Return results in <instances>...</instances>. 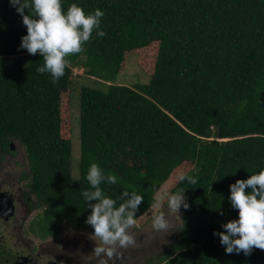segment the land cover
Listing matches in <instances>:
<instances>
[{"label": "trees", "instance_id": "obj_1", "mask_svg": "<svg viewBox=\"0 0 264 264\" xmlns=\"http://www.w3.org/2000/svg\"><path fill=\"white\" fill-rule=\"evenodd\" d=\"M72 3L99 8L106 35L94 30L53 83L37 71L42 57L19 48L27 29L0 0V154L17 151L11 141L25 152L27 185L44 207L39 235L57 234L64 222L94 231L82 195L93 162L118 177L101 185L117 206L125 190L143 197L136 220L161 199L174 168L190 162L182 176L197 183L180 177L169 189H185L182 224L139 264H264V251L229 255L213 235L238 218L230 185L264 169V0H62L65 11ZM153 43L152 72L125 83L128 56ZM75 67L84 70L77 176L63 103Z\"/></svg>", "mask_w": 264, "mask_h": 264}, {"label": "clouds", "instance_id": "obj_2", "mask_svg": "<svg viewBox=\"0 0 264 264\" xmlns=\"http://www.w3.org/2000/svg\"><path fill=\"white\" fill-rule=\"evenodd\" d=\"M9 3L22 17L27 29L19 48L27 50L29 55L42 57L43 64L37 71L50 74L53 83L64 76L69 65L68 57L84 51V45L94 30H99L97 35L100 37L106 35L101 30L104 13L99 8L86 13L82 6L72 3L65 11L62 0H9ZM86 179L90 188L84 189L82 195L91 209L85 223L94 229L92 235L96 243L93 253L98 258L97 264H116L122 257L121 250L136 245L130 230L136 223L143 197L136 191L125 190L119 197L122 202L117 206V201L106 195L101 185L105 182L116 184L118 177L105 174L95 162L91 164ZM184 179L190 184L197 183L193 176H181V180ZM228 199L232 208L238 211V218L228 220L222 225L223 231L213 233L219 236L226 254L235 252L248 256L254 249L264 251V169L232 183ZM181 207L189 208L185 189L169 196V212L154 217V229L163 236L169 234V217L176 221L183 219Z\"/></svg>", "mask_w": 264, "mask_h": 264}, {"label": "flooded vegetation", "instance_id": "obj_3", "mask_svg": "<svg viewBox=\"0 0 264 264\" xmlns=\"http://www.w3.org/2000/svg\"><path fill=\"white\" fill-rule=\"evenodd\" d=\"M12 150L17 151L14 154L8 151L0 154V197H4L0 201V264H97L94 248L87 256L74 248L80 239L88 244L94 242L95 238L85 239L82 235L79 239L78 233H70L64 236L66 240H60L58 236L61 230L46 238L39 235L37 222L44 207L31 186L27 185L30 177L25 172L27 165L23 148L16 143ZM2 155L5 157L2 158ZM7 158V164H4ZM7 167H16V171L11 172ZM9 208H13V213L7 217ZM135 256V251L131 249L122 254L116 264H122L124 260L133 264Z\"/></svg>", "mask_w": 264, "mask_h": 264}, {"label": "rangeland", "instance_id": "obj_4", "mask_svg": "<svg viewBox=\"0 0 264 264\" xmlns=\"http://www.w3.org/2000/svg\"><path fill=\"white\" fill-rule=\"evenodd\" d=\"M156 48H157V43H153L150 46L147 47V49H145L144 51H136V54H131L130 56H128V54H126L127 58V64L124 68H126V70L128 71H132L130 72V75L126 76L125 79V83H128V77L130 78L131 82H136L139 80H142L143 77L140 76V74H138V72L136 74H133L135 71H141L143 70V74L149 75L150 72H152L153 68H154V58H155V52H156ZM73 76H72V80H71V87L69 93L64 94L63 96V103L66 106L65 107V111L64 114L66 115V117H71V121H72V131L69 133L67 132L65 134V136H70L72 137V141H73V149H72V172L75 176L78 175L79 173V161H80V156H81V138H80V113H79V99H80V92L81 91V86H82V77L81 74L84 75V70L81 67H77L73 69ZM90 79L95 80L94 77H90ZM84 80V78H83ZM68 103V104H67ZM67 104V105H66ZM21 146V145H20ZM22 147V146H21ZM8 158L6 160H4V164H7ZM10 169V171L12 172L14 169H16V167H7ZM192 168V163L190 162H183L181 164H179L177 167L174 168V170L172 171V174L170 176V180L169 183L163 188V193L160 196V200L159 203L155 204L146 214H144L141 218H139L138 220H136L135 225L131 228L130 230V234L133 236L134 233H136V231L138 230H143V229H147V228H152L153 227V221H154V217L156 215H159L161 213L164 214H168L169 209H168V198L171 195L170 194V190L172 188V186H174L178 179L185 174L186 172H188L190 169ZM16 171V170H14ZM39 211V210H38ZM37 211V212H38ZM170 218V217H169ZM170 220V227H176L175 226V220L172 218L169 219ZM63 229V230H62ZM61 229V232L59 233L58 238L61 240V238H64V236L70 234V233H78L77 237L80 239L79 236H84L85 239H90L93 237L91 231H85V230H78L76 227H74L73 225H71L70 223L66 222V224L64 223L63 228ZM64 229H67L68 231L66 232ZM153 231H155L154 227L152 229ZM148 231V229H147ZM150 232V229H149ZM176 232V231H175ZM141 234H137V237L140 238ZM150 237H153V235L151 233H149ZM95 238V237H93ZM65 239V238H64ZM66 240V239H65ZM81 244H86L83 240L80 239L79 243L77 241V245H81ZM137 247L136 245L134 247H132V250H136ZM83 249H86L83 247Z\"/></svg>", "mask_w": 264, "mask_h": 264}, {"label": "water", "instance_id": "obj_5", "mask_svg": "<svg viewBox=\"0 0 264 264\" xmlns=\"http://www.w3.org/2000/svg\"><path fill=\"white\" fill-rule=\"evenodd\" d=\"M15 147V142L11 141L10 142V148L14 149ZM2 196V195H1ZM1 198L4 197H0V201ZM1 209V206H0ZM13 213V208H9L8 209V214L7 217ZM180 213L183 216V210L182 208L180 209ZM172 219V217H170ZM169 218V219H170ZM182 224V219L176 221L175 220V226ZM148 229V231H147ZM147 229H143V230H138L136 231V233H134L133 237L136 241V250L135 254L136 256L132 259L133 264H139L141 262H143L144 260H146L147 258L153 256L160 248H163L164 246H166L167 240L168 238L173 237L174 233H175V227H170V233L166 234L165 236H163L162 233L157 232L156 230L153 231V227L151 228H147ZM150 229V232H149ZM149 233H151L153 235V237L149 236ZM137 234H141V237L138 238ZM96 239V238H95ZM95 241L94 242H90L88 244H81L76 245L74 248H76L78 250V252H80L82 255H86L89 254L91 255L92 253V248H94L95 246ZM86 248V249H83ZM131 249H133L132 247H129L127 250H121L122 254L124 255L125 253H128ZM122 264H128V262L126 260H124V262H122Z\"/></svg>", "mask_w": 264, "mask_h": 264}]
</instances>
